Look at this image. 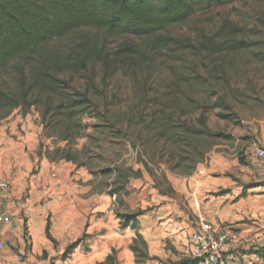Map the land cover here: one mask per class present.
I'll return each mask as SVG.
<instances>
[{
	"label": "rangeland",
	"instance_id": "1",
	"mask_svg": "<svg viewBox=\"0 0 264 264\" xmlns=\"http://www.w3.org/2000/svg\"><path fill=\"white\" fill-rule=\"evenodd\" d=\"M158 36L183 46L154 49ZM46 74L56 93L42 90ZM0 93L18 104L0 110V178L25 174L30 183L45 162L82 172L87 188L111 200L116 242L112 260L103 264H129L121 253L133 245L136 231L122 228L121 215L151 207L140 201L147 187L164 196L160 204L174 207L169 215L176 221L184 214L195 229L201 217L219 222L224 190L211 192L200 180L198 190L185 184L240 171L264 129V0L202 8L186 24L150 37L80 29L1 70ZM114 191L123 193L112 196ZM30 192L26 188L16 203L50 204ZM22 215L23 232L11 249L30 262ZM85 215L86 231L75 227L67 235L62 224L56 229L68 246L78 243L75 252L83 256L94 251L100 234L89 232L91 216ZM136 245L146 251L141 242ZM183 248L166 242L168 257L141 264L196 259Z\"/></svg>",
	"mask_w": 264,
	"mask_h": 264
},
{
	"label": "crops",
	"instance_id": "2",
	"mask_svg": "<svg viewBox=\"0 0 264 264\" xmlns=\"http://www.w3.org/2000/svg\"><path fill=\"white\" fill-rule=\"evenodd\" d=\"M257 140L264 146V129ZM1 176L4 177V174ZM25 176V174L17 175L12 179H7L10 188L0 198V211L7 212L12 217L10 225L0 227V245L4 246L0 249V264L106 263L111 251L115 249L116 242L110 198L99 191L94 192L92 187L87 188V184L84 183L89 180H85L82 172H74L69 164L53 167L45 162L41 167V172L30 179V183L28 182L29 177ZM199 180L205 182L211 192L224 190V195L220 199V208L216 212L219 222L207 221L202 217L200 219L213 225H224L240 236L238 243L227 248L224 254V264H264V166L257 159L249 156L241 170L235 174L220 178H212V175L209 178L198 177L195 181L188 179L186 181L188 184L185 185L192 188L191 191L193 186L198 190ZM26 188L30 189L35 199H51L50 204L44 207L41 205L32 207L31 204L16 203V199L22 196ZM153 190L147 187L140 192V201L143 204H151V207H146L143 214L138 217L140 234L147 244L146 251L149 257L156 256L157 260L168 257L171 252L165 250L166 242H170L177 250H185L183 246H187V253L192 254L188 237L199 227L195 229V223L184 214L180 215L183 218L181 221H176L171 217L169 212H172L174 207L169 208V205L160 204L165 201V198ZM150 197H153L151 203L149 202ZM23 212L26 214V228L30 236L27 251L33 259L29 260L30 262L24 257L22 262L19 261L11 249V245L18 243V237L23 232ZM85 213L91 216V226L88 225L89 232L100 233L97 236L99 240L95 242L94 251L87 256L81 255L80 251L75 252L76 249L72 254H66L67 237L61 235L56 229L62 224L64 233L67 235H71L75 227L86 231L85 227L89 219ZM99 215L102 216V220ZM49 217L53 221L55 231L52 232L50 221L51 234L56 244L46 237ZM216 218L214 215V219ZM125 230H131V228ZM131 236L134 237L133 234ZM19 243L23 247L24 244ZM58 243H61V247L56 250L53 246ZM129 243L132 244L133 240H129ZM23 248H26L25 245ZM131 256L133 252L130 245L127 252L121 253V258H127L129 264H133V260L130 261Z\"/></svg>",
	"mask_w": 264,
	"mask_h": 264
},
{
	"label": "trees",
	"instance_id": "3",
	"mask_svg": "<svg viewBox=\"0 0 264 264\" xmlns=\"http://www.w3.org/2000/svg\"><path fill=\"white\" fill-rule=\"evenodd\" d=\"M236 0H0V71L13 61L34 53L43 45L66 37L80 29H98L111 35L155 36L166 29L186 24L202 8H216ZM154 49L181 48L180 41L158 36L152 43ZM64 70H69L67 67ZM41 88L56 93L57 85L49 74L43 78ZM12 106L13 99L0 93V110ZM123 192L114 191L112 196ZM139 215H121L123 229L136 231L131 250L136 264L150 260L147 251L137 243L147 244L140 234ZM46 237L54 244L51 222L48 220ZM78 243L67 247L72 254ZM112 257L107 259L111 261ZM199 259L176 264H200Z\"/></svg>",
	"mask_w": 264,
	"mask_h": 264
},
{
	"label": "built area",
	"instance_id": "4",
	"mask_svg": "<svg viewBox=\"0 0 264 264\" xmlns=\"http://www.w3.org/2000/svg\"><path fill=\"white\" fill-rule=\"evenodd\" d=\"M251 156L264 166V146L258 141L251 145ZM10 185L7 181L0 179V198L8 192ZM12 217L9 213L0 211V227L10 225ZM240 236L232 229L224 225H213L200 219L199 228L190 237L192 254L204 264H224V254L232 244L238 243ZM4 246L1 244L0 249ZM23 261V257H19Z\"/></svg>",
	"mask_w": 264,
	"mask_h": 264
}]
</instances>
